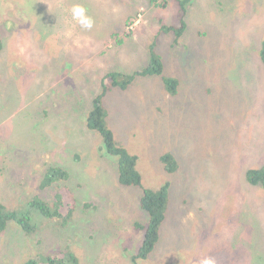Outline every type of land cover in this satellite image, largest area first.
<instances>
[{"label": "rangeland", "instance_id": "374dc122", "mask_svg": "<svg viewBox=\"0 0 264 264\" xmlns=\"http://www.w3.org/2000/svg\"><path fill=\"white\" fill-rule=\"evenodd\" d=\"M59 1L65 0L0 1V203L26 213L35 196L52 203L64 193L72 198L64 199L72 218L65 229L43 223L32 236L10 221L0 232V264H28L68 248L80 264H132L125 244L106 231L118 227L123 216L128 223L144 213L142 193L120 185L117 160L103 149L101 134L87 126V118L103 93L104 78L144 68L162 18L178 26L180 18L172 15L180 10L176 0H84L95 19V27L84 31L69 12L78 1L64 6ZM164 1L167 9L160 7ZM39 3L44 12L36 10ZM28 19L45 27L48 42L58 39L53 54L48 45H36L32 37L38 39V33ZM188 21L178 44L173 33L157 38L166 73L180 79L178 97H167L161 77H143L126 90L109 91L103 105L116 139L141 155L137 168L148 174L152 188L165 183L158 172L162 155L172 154L179 164L171 176L163 236L168 231L179 236L184 251L168 255L161 249L157 259L153 254L157 264H199L205 256L219 264L264 260L263 189L245 185L247 171L264 163V0H197ZM69 30L72 36L66 38ZM33 98L39 106L27 115L26 99ZM195 100L203 108L189 105ZM156 138L161 150L143 158ZM58 165L70 177L41 188L46 170ZM184 191L200 198L192 208L184 205ZM240 194L245 200L236 208ZM181 206L187 208L184 215ZM223 213L227 219L220 218ZM147 219L144 214L139 221ZM204 233L210 240L204 241ZM121 239L132 248L133 235L125 232ZM222 242L219 253L207 252V246Z\"/></svg>", "mask_w": 264, "mask_h": 264}, {"label": "trees", "instance_id": "16d2710c", "mask_svg": "<svg viewBox=\"0 0 264 264\" xmlns=\"http://www.w3.org/2000/svg\"><path fill=\"white\" fill-rule=\"evenodd\" d=\"M1 1V0H0ZM21 0H8L9 4H18ZM74 1V0H65V1H59L61 4L60 6H64L67 3ZM80 2L79 0H77ZM84 0H81L80 3H83ZM164 4H161V8H165V4L168 3V1H164ZM176 3L179 7V16H180V25H169L166 23V19L162 18V28L157 33V35L154 38V41L152 42L150 46V57L149 61L147 62V65L142 68L140 71L134 72L132 74H123L118 72H110L105 78L104 82H106V85L103 84V93L100 94L95 100L93 109L90 111L88 118H87V126L95 130L93 132H98L101 134L99 137L102 139L103 142V149L107 151V153L111 156H115V159L117 160V169L119 172L118 181L122 187L126 188H135L138 190L139 193H142L139 200H140V206L142 209L147 213L148 219L150 221L143 222L139 221V219H134L132 221H129L128 223L125 222V217L121 219V221L118 223V227L115 226V229L112 226L111 231L107 232V236H110L114 238L115 240H121L125 244V251L130 254L131 250L127 246V242L121 237L125 236V232H129L131 235H134L138 233V231H146L148 232L146 239L144 241L143 247L147 250V252L144 249H141L137 256L134 255V253L138 250L137 248L133 247L132 253V262L133 264H139L142 259L148 258V254L154 250L156 244L155 242L158 241V231L160 229H164L165 224L168 223L167 218L169 216V208L170 205L169 201V192L170 187L172 188L173 184V177L172 175L176 174L179 169V165L176 161V159L173 157L170 153H165L161 156V165L158 167V172L162 175L161 179L164 180V184L161 185L158 190L152 188L149 183L146 176L147 173H142L140 169L137 168L138 164V157L134 155L135 153H130L129 150L125 148L122 142V140L119 141V139H116L117 133L115 130H113L110 126L109 120H108V110L103 105V98L108 94L109 91L114 90L116 88H119L121 90H126V88L129 87V85L133 82L134 78H143V77H155L159 76L162 78V81L164 83V90L166 92V95L169 99L176 98L180 95V79L177 76H169L166 73L165 68V62L163 56L158 54L159 52L156 50L157 46V38L161 37L162 34H170L173 33L174 40L178 44L183 38V35L185 34L187 28L189 27V13L190 11L197 5V0H176ZM85 7L93 8L91 6L86 5L83 3ZM36 10H39L41 12H44V4L39 3L36 5ZM19 12L18 14H20ZM36 13V12H34ZM38 14V13H36ZM27 26L30 24L38 33V39L34 38L35 42L37 43L39 47L42 49L45 45H48V52L54 53L53 47L57 45L58 39L55 38L57 42L50 43L47 41L48 36L45 34V27H38V23L35 22V20L31 21L28 19L26 21ZM18 28L20 24L17 22ZM128 26V22H127ZM126 29V28H125ZM117 35V34H116ZM125 35L127 38H131L133 36V33H127L125 32ZM118 36V35H117ZM120 40V39H119ZM123 42V40H121ZM54 44V46H53ZM4 43L2 42V37L0 35V50L3 49ZM261 61L264 65V44L260 52ZM36 98H33L29 101L26 99V103H30V106L27 108V115L32 113L34 114V105H38L35 103ZM43 102V101H41ZM264 102V101H263ZM199 105L200 108H203V103H197L196 100L192 102L189 105ZM26 104H23L25 106ZM188 105V106H189ZM39 106V105H38ZM187 106L180 108V111H182ZM41 109L44 111H41L44 113V115H48L49 111L43 107V104L41 105ZM174 114V113H173ZM175 116V114H174ZM177 120V119H176ZM183 128V132L187 130L186 125L181 126ZM13 146H16L14 144ZM75 159H78L77 156ZM166 175V176H164ZM70 177V173L67 169L63 168L62 166H54L50 167L46 170V173L44 174L42 181H41V188L53 186L55 183L67 180ZM231 179V178H230ZM232 180V179H231ZM246 182L245 185L247 186H253V187H261L263 189L262 193L264 194V163L261 164L260 168L250 169L246 173ZM234 181L232 180L231 183ZM43 198V197H42ZM41 197L35 196L34 198L29 201L26 206L28 207L26 210V213L23 211H20V208H11L8 207L2 203H0V232L4 231L7 227L10 221L16 222L18 225H20L24 232L29 235H35L36 230L39 231L42 229L43 223H49L54 222L56 225H59L63 229L68 227L71 222L72 218V210L67 209V207L64 205V199L65 200H72L70 195L60 193L56 196L55 200L51 203L49 201L42 200ZM236 208L238 206H242L241 202L245 200L244 196L241 194L236 199ZM229 204V203H228ZM121 209L124 207L123 202L120 203ZM230 209L232 208L230 204ZM22 210V209H21ZM187 212V208L185 206H181V209L179 211L180 215H184ZM216 214V213H215ZM218 215V214H217ZM216 215V216H217ZM120 216V215H119ZM220 218H226L227 214L223 213V215ZM216 219V218H214ZM172 221H169L172 226L176 224L175 219L172 218ZM217 219L213 222V224H216ZM227 224H221L220 227H224ZM126 226H130L129 228H126ZM150 234H154L155 238L152 240ZM200 235V234H199ZM117 236V237H116ZM203 239L210 240V233H204ZM119 237V238H118ZM180 239V238H179ZM204 239V241H205ZM112 241V239L110 240ZM203 241V242H204ZM225 243H219L218 246L210 245L207 252H214L219 253L220 249L222 250L224 248ZM174 248L179 251H184L183 245L181 243H174ZM214 250H213V249ZM46 254V253H45ZM47 256L43 257H37L33 260H31L28 264H80L78 255L71 250V248H68L64 251H60L58 253H52V254H46ZM196 258V257H195ZM141 259V260H139ZM139 260V261H138ZM198 261V260H197ZM148 262H151V260H147L146 264ZM157 264V263H153ZM216 264H219L216 262Z\"/></svg>", "mask_w": 264, "mask_h": 264}, {"label": "clouds", "instance_id": "9594fccd", "mask_svg": "<svg viewBox=\"0 0 264 264\" xmlns=\"http://www.w3.org/2000/svg\"><path fill=\"white\" fill-rule=\"evenodd\" d=\"M113 11H117V10L114 9ZM69 12H70L72 20L82 30L91 31L95 27V19L89 13L88 8H86L83 3L74 2L72 4ZM71 36H72L71 30L65 32L66 38H71ZM207 93L211 94L209 90L207 91ZM134 155H136L138 157V154L135 153ZM141 158H138V160H140ZM160 165H161V163L159 164V166ZM183 194L185 197L184 205H190L191 208L200 200V198L197 195H195L194 193H191L189 191H184ZM144 214L147 215V213H145V211H144V213L138 219H140ZM213 216L214 217L216 216L215 213H213ZM148 221H150V220L147 219L145 222H148ZM214 221H215V219H214ZM147 234H148V232H146V231H138V233L133 235L134 240L132 243V248H130L131 253L129 254L130 262L132 264H133V262H132V257H133L132 249H133V247L138 249L134 253L135 256L138 255V253L141 249H144L147 252V250L143 247V244H144V241L146 239ZM150 236H151L152 240H154L155 235L150 234ZM157 238H158V241L155 242L156 246H155L154 250L148 254V258L142 259V261H140L139 264H146V261L149 259H151V262H148L147 264H153L154 262L157 263L155 260V256H153V254L154 255L156 254V259H157L158 258L157 254H158L159 250L165 249V248H167L170 251V253L168 255H171V254L177 255L179 250L175 249L173 244L174 243H181L182 244L181 240L179 239V236L172 235L170 233V231H168L166 233V235L163 236V230L160 229V231H158V237ZM139 260H141V259H139ZM199 264H216V260H215V258H213L211 256H205L199 261ZM236 264H264V260L260 256H255V257H249V258H245L243 260H240Z\"/></svg>", "mask_w": 264, "mask_h": 264}, {"label": "flooded vegetation", "instance_id": "af4514ba", "mask_svg": "<svg viewBox=\"0 0 264 264\" xmlns=\"http://www.w3.org/2000/svg\"><path fill=\"white\" fill-rule=\"evenodd\" d=\"M172 17H179L177 13L172 15ZM158 137V136H157ZM162 147V141L156 138V140L152 141L151 144L149 145V151H148V156L146 154L143 155V158H153L155 155L161 150ZM138 158H141V155L138 154Z\"/></svg>", "mask_w": 264, "mask_h": 264}]
</instances>
